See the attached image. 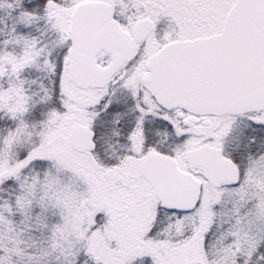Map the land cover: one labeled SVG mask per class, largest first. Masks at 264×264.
Here are the masks:
<instances>
[{"label": "snow or ice", "instance_id": "obj_1", "mask_svg": "<svg viewBox=\"0 0 264 264\" xmlns=\"http://www.w3.org/2000/svg\"><path fill=\"white\" fill-rule=\"evenodd\" d=\"M0 264H264V0H0Z\"/></svg>", "mask_w": 264, "mask_h": 264}]
</instances>
